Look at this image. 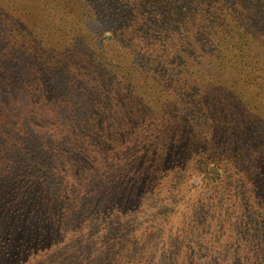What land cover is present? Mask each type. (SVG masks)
Returning <instances> with one entry per match:
<instances>
[{
    "label": "trees",
    "instance_id": "1",
    "mask_svg": "<svg viewBox=\"0 0 264 264\" xmlns=\"http://www.w3.org/2000/svg\"><path fill=\"white\" fill-rule=\"evenodd\" d=\"M100 1L0 0V264H264V0Z\"/></svg>",
    "mask_w": 264,
    "mask_h": 264
},
{
    "label": "rangeland",
    "instance_id": "2",
    "mask_svg": "<svg viewBox=\"0 0 264 264\" xmlns=\"http://www.w3.org/2000/svg\"><path fill=\"white\" fill-rule=\"evenodd\" d=\"M98 6H104V2L101 0L100 2H98V4H97ZM101 6V7H102ZM2 35V34H1ZM0 67H1V60H0ZM48 113V116H49V112H47Z\"/></svg>",
    "mask_w": 264,
    "mask_h": 264
}]
</instances>
